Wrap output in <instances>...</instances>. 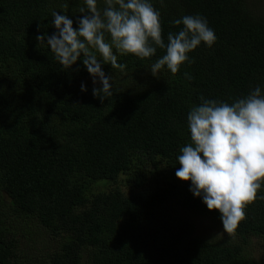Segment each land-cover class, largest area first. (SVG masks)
I'll use <instances>...</instances> for the list:
<instances>
[{"label":"trees","instance_id":"1","mask_svg":"<svg viewBox=\"0 0 264 264\" xmlns=\"http://www.w3.org/2000/svg\"><path fill=\"white\" fill-rule=\"evenodd\" d=\"M257 1L151 0L165 44L184 27L172 21L195 14L217 40L188 53L193 62L177 73L165 67L157 76L151 64L165 49L149 58L114 49L126 67L102 66L114 90L101 101L80 60L65 68L36 39L56 31L53 11L77 27L84 0H0V191L9 197L0 207V264H264V250L255 255L248 239H264V180L234 237L209 240L177 212L222 224L219 211L175 175L201 96L231 104L256 86L264 94ZM34 234L45 245L19 251Z\"/></svg>","mask_w":264,"mask_h":264},{"label":"clouds","instance_id":"2","mask_svg":"<svg viewBox=\"0 0 264 264\" xmlns=\"http://www.w3.org/2000/svg\"><path fill=\"white\" fill-rule=\"evenodd\" d=\"M97 2L84 0L85 7L79 12L86 14L76 20L75 28L66 13L53 11L51 22L56 31L37 35L36 39L65 68L80 60L92 78L93 96L101 101L112 96L114 90L112 76L106 75L102 66L108 64L121 71L126 67L117 62L114 49L140 58L154 56L156 46L165 49V54L151 64L150 72L157 76L165 67L177 73L184 62H193L188 53L202 42L212 47L217 40L207 19L195 14L173 20V24L184 27L178 33H169L165 44L161 13L151 0H105L102 11ZM185 76L190 78L188 73ZM80 90L87 91L84 82ZM200 99L202 103L187 115L191 142L180 149V167L175 175L190 181L193 196L201 198L209 210H218L223 230L233 233L245 219L246 206L257 199L264 180V94L256 86L231 104L203 96Z\"/></svg>","mask_w":264,"mask_h":264},{"label":"rangeland","instance_id":"3","mask_svg":"<svg viewBox=\"0 0 264 264\" xmlns=\"http://www.w3.org/2000/svg\"><path fill=\"white\" fill-rule=\"evenodd\" d=\"M257 1V0H256ZM257 3L261 6L262 11L264 10V0H258ZM90 82L92 83V78H90ZM9 203V197L3 191H0V207L5 204ZM1 211L2 215L6 216L7 212L5 209ZM179 216L180 222H184L188 220L192 223L193 233L196 236L209 239V240H220L225 238H233L234 235L232 233H227L223 230V225L218 223L217 221L213 220L212 218L206 216L205 214L200 213H193L190 215H186L185 212L182 210L177 212ZM16 221V219H14ZM30 222V221H29ZM27 222V223H29ZM17 224H21L22 228H27L30 224L24 223L20 219V221L16 222ZM38 229V227H36ZM239 238V236H236ZM33 244L30 242V245H27V242L19 243V251L25 248H31L34 246H43L45 243L43 242L42 238L34 234ZM250 245L252 249L255 251V255L257 252H261L264 250V239L260 237H249ZM33 246V248H34Z\"/></svg>","mask_w":264,"mask_h":264}]
</instances>
